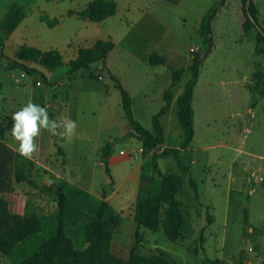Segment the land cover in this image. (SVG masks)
Returning <instances> with one entry per match:
<instances>
[{
	"label": "rangeland",
	"instance_id": "1",
	"mask_svg": "<svg viewBox=\"0 0 264 264\" xmlns=\"http://www.w3.org/2000/svg\"><path fill=\"white\" fill-rule=\"evenodd\" d=\"M89 1L0 0V50L7 56L0 67V125L13 123L12 114L29 100L47 107L51 120L68 118L76 125L71 139L41 129L35 139L38 151L29 161L19 160V142L11 130L0 135V226L14 227L17 218L32 214L50 216L57 208L56 186L63 185L68 197V234L75 249L87 247L86 226L108 184L101 147L112 138L117 152L111 168L117 183L105 193L120 224L113 234L111 253L126 262L136 245L138 198L161 188V179L150 173V158L166 149L138 148L134 140L125 144L131 126L121 107V94L106 69L131 94L134 119L153 130L165 80L162 70L149 64L150 53L168 54L170 63L177 53L184 61L190 60V65L195 56L204 55L195 102L196 149L179 158L190 173L180 169L175 156L159 160L163 174L181 181L176 199L186 232L171 241L162 227L157 232L141 227L136 248L143 256L164 252L177 264H264V97L256 90L263 88L264 80L255 77L264 74V42L258 41L254 28L245 33L242 0H228L220 8L212 25L211 49L197 31L204 15L221 0H115L121 9L107 22L68 16ZM253 3L264 29V0ZM42 16L58 19L59 24L49 28ZM108 39L116 47L106 59L78 71L75 80L67 78L66 66L49 73L51 85L39 75L26 77L10 67L17 49L26 44L41 50L59 49L68 64L79 47ZM190 76L188 71L183 84ZM107 87L109 95H105ZM253 104L252 116L248 109ZM244 119L248 121L243 123ZM163 124L169 129L167 119ZM180 130L179 123H174L171 147L179 143ZM121 149H126L122 155L130 162H139L118 166L117 160L124 159L119 157ZM18 161L29 182H16ZM140 173L144 180L138 184ZM128 175L130 180L120 187ZM190 177L197 183V198ZM0 264H11L1 252Z\"/></svg>",
	"mask_w": 264,
	"mask_h": 264
},
{
	"label": "trees",
	"instance_id": "2",
	"mask_svg": "<svg viewBox=\"0 0 264 264\" xmlns=\"http://www.w3.org/2000/svg\"><path fill=\"white\" fill-rule=\"evenodd\" d=\"M224 3L225 0L216 2L200 23L199 34L204 38L208 49H211L212 44V23ZM242 3L246 18L243 26L245 33L254 28L258 33V41L264 42V29L258 21V10L253 0H242ZM117 8V3L113 0H95L76 15L91 22H103L114 16ZM69 14L74 15L75 13L70 12ZM42 21H47L48 26L51 28L58 24V20H47L46 17H42ZM113 48L114 43L111 41H98L90 48L80 49L77 57L67 64L69 67L68 74L73 77L78 71L89 69L93 64L106 59ZM4 59H7V56L0 50V67ZM203 59L204 55H197L193 58V62L189 67L175 69L168 65L165 58L157 53L150 55L149 64L151 66L165 65L172 76L171 85L165 92V106L153 118V131L144 128L134 119L133 100L130 94L117 77L110 74L111 80L114 81L116 88L120 91L122 108L132 129L127 138L130 136L136 137L146 149L151 150L162 147L165 136L160 117L171 107L173 88L179 85L183 74L189 71L191 76L185 84L183 94L178 98V118L184 130L182 149L187 148L192 143L195 134L192 101ZM28 64L39 65L48 72H53L66 65L61 53L57 50L43 52L38 48L27 45L20 46L17 49L14 58L11 60V69H19L28 76L39 75L47 85H50L47 77ZM255 77L258 80H264V74L258 73ZM256 90L261 96H264V86L263 88L257 87ZM12 126L13 123H10L7 127L0 125V135L11 130ZM114 144V142H107L102 150L101 164L108 178V184L103 190L102 200L95 215L89 218L86 226L87 247L81 250L75 249L73 245L67 230L68 197L65 187L58 185L56 186L57 208L53 214L48 217L32 214L21 219L17 218L14 227L0 226V252L11 260V264H103L105 262L108 264H177L174 259L161 251L144 256L140 255L136 246L140 242L139 229L141 227L153 232L159 231L162 227L165 237L171 241H177L184 237L186 222L182 215L181 206L176 199L181 189V181L178 176L162 174L158 169L159 159L171 155L177 157L179 151L174 149L165 150L153 156V165L162 180L161 188L147 195L139 196L134 210V218L138 226L135 237L136 245L131 249L129 259L123 262L111 253L113 234L119 226L120 220L114 215L112 206L106 200L107 195L105 193L107 187L109 188L114 184L109 165V159L114 152ZM19 160L29 161L23 156H20ZM179 167L183 172H190L188 166L182 161L179 162ZM14 172L16 182H29L19 161L14 166ZM189 184L197 198L198 186L192 177L189 178ZM162 215H164L163 219ZM216 263H219V261H216Z\"/></svg>",
	"mask_w": 264,
	"mask_h": 264
},
{
	"label": "crops",
	"instance_id": "3",
	"mask_svg": "<svg viewBox=\"0 0 264 264\" xmlns=\"http://www.w3.org/2000/svg\"><path fill=\"white\" fill-rule=\"evenodd\" d=\"M95 0H92V1H89L88 3H86L85 5H84V7H82L79 11H70V12H74L75 14L74 15H70L69 13H68V16L69 17H74V18H76V19H80V20H82V21H87V22H90V23H104V22H107L109 19H111L112 17H114V16H116L117 14H118V12L120 11V9H121V6H120V4H119V2L117 3L115 0H113V1H115L116 3H117V12H116V14L114 15V16H112V17H109L108 19H106L105 21H103V22H91V21H88V20H84V19H81V18H79L77 15H76V13H78V12H81V11H83L84 9H86L92 2H94ZM138 1H140V0H138ZM227 3H228V0L226 1V3L221 7V10H222V8L223 7H225L226 5H227ZM128 7H130V6H128ZM123 8H127V7H123ZM131 9H132V7H131ZM130 9H128V11L125 13V15L127 14V13H129L130 11H129ZM221 10L219 11V13L221 12ZM135 10H133L132 12H134ZM129 16H130V14H129ZM205 16V15H204ZM42 17H46V16H42ZM42 17H41V19H42ZM132 17H134L133 16V14H132ZM47 18V17H46ZM216 18H217V16H216ZM215 18V19H216ZM203 19V18H202ZM202 19H201V21H202ZM214 19V20H215ZM47 20H50V19H48L47 18ZM54 20H58V19H54ZM201 21H200V23H201ZM43 22H46V24H47V21H43ZM58 24H59V21H58ZM57 24V25H58ZM48 25V24H47ZM57 25H55V26H57ZM212 25H213V23H212ZM54 26V27H55ZM49 27V26H48ZM54 27H52V28H54ZM49 28H51V27H49ZM199 29H200V27H199ZM198 29V30H199ZM197 33H198V35H199V32L197 31ZM98 41H111V42H113L114 43V48L116 47V42L113 40H111V39H108V40H98ZM98 41H95L93 44H91V45H89V46H84V47H79L77 50H75L74 51V54L71 56V60H73V59H75L76 57H77V55H78V52H79V50L80 49H84V48H90V47H92L96 42H98ZM27 46H31V45H28V44H26ZM31 47H33V46H31ZM113 48V49H114ZM112 49V50H113ZM39 50H41V49H39ZM50 50H57V51H59L60 53H61V55H62V57H63V59H64V55H63V53L59 50V49H48V50H41V51H43V52H47V51H50ZM111 50V51H112ZM110 51V52H111ZM153 53H157V52H152V53H150V55L151 54H153ZM110 54V53H109ZM158 54V53H157ZM176 54V58H175V60L173 59V61H171L172 63H170V58H169V56H168V54H165V53H162V52H160V54H158V55H160L161 57H163V58H165V60L167 61V63H168V65H170L171 67H173V68H175V69H177V68H187V67H189L190 66V60H185L184 61V57H182V55H180V54H177V53H175ZM150 55H149V57H150ZM174 55V54H173ZM172 55V56H173ZM182 59H183V61H182ZM191 59V58H190ZM64 62H65V59H64ZM70 62V61H69ZM65 66H66V68H69L68 66H67V63L65 62ZM30 67H33V68H36V69H38L40 72H42L46 77H47V79H48V82L50 83V85H51V83H52V81H51V78L49 77V73L50 72H48L46 69H44L43 67H41V66H39V65H35V64H28ZM154 67H158V69H161L162 70V74H163V78H164V80H165V83H163L164 85L161 87L162 89H161V91L159 92V97L160 96H162L163 95V101H161L160 102V107L159 108H161L160 110H159V112L162 110V108L165 106V92H166V90L170 87V85H171V81H172V76H171V72H170V70L165 66V65H159V66H154ZM61 68V67H60ZM69 71V70H68ZM68 71L66 72L67 73V78L68 79H73V80H75V78H74V76L72 77L71 75H69L68 74ZM106 72H107V75L110 77V74H112L108 69H106ZM65 73V74H66ZM188 73V71H186L184 74H183V77H184V75L185 74H187ZM64 75V74H63ZM114 75V74H113ZM36 76V75H35ZM26 77H30V76H28V75H26ZM183 77H182V79H181V82L179 83V85H177L176 87H174L173 88V101H172V104H171V107H170V109L164 114V115H162L161 117H160V122H161V124H162V127H163V131H164V136H165V142H164V144L162 145V149L164 148V149H166V150H171V149H174V150H178L179 151V153H178V155H177V158L179 159L180 158V156L182 155V153H188V152H193L194 151V149H196V147H195V145H196V139H197V116H196V109H195V102H196V96H197V89H198V87H199V82H200V75H199V79H198V82H197V85H196V87H195V89H194V96H193V101H192V106H193V109H194V130H195V134H194V139H193V141H192V143L187 147V148H185V149H182V143H183V137H184V130H183V128L181 127V125H180V122H179V118H178V98L183 94V92H184V87H185V84L187 83H185V84H183V82H182V80H183ZM118 79V78H117ZM113 81V80H112ZM120 81V80H119ZM120 83H121V81H120ZM113 84H114V87L116 88V86H115V83H114V81H113ZM122 84V83H121ZM62 85H65L64 84V81L62 82ZM122 86H123V84H122ZM124 87V86H123ZM125 88V87H124ZM55 89V88H54ZM117 89V88H116ZM126 89V88H125ZM126 91L129 93V91L126 89ZM110 92H111V88H109V87H107V90L105 91V95H109L110 94ZM120 92V91H119ZM130 94V93H129ZM45 96V95H44ZM130 96H131V94H130ZM148 95H146V97H147ZM262 97H264V96H262ZM42 98L43 97H40V100H42ZM131 98H132V96H131ZM148 101H152V99H151V97H147L146 98ZM32 100H34V98H32ZM132 100H133V98H132ZM46 102H48L47 100H46ZM132 104H133V102H132ZM162 106V107H161ZM64 107L66 108L67 107V104L65 103V105H64ZM121 107H122V98H121ZM254 107H255V105L253 104L251 107H249V109H248V113H250V114H252V116H253V114H254V111H253V109H254ZM73 109H75L76 110V112L78 111V109H77V107H72ZM122 110H123V108H122ZM124 111V110H123ZM74 112V111H73ZM158 112V113H159ZM157 113V114H158ZM125 114V113H124ZM157 114H155V115H157ZM155 115H153V118H154V116ZM126 116V115H125ZM166 119H167V123H168V127H169V129L166 127V125H164L163 123H166ZM248 120H245L244 119V121H243V123L244 122H247ZM179 123V125H180V132H178V137H180V141H179V143L176 145V147H171V145H170V138H171V131H172V129H173V124L174 123ZM152 128H153V124H152ZM150 131H153L152 129L150 130ZM132 132V129H131V131L130 132H128L127 134H126V136H128L130 133ZM169 132V133H168ZM117 138V137H116ZM115 138V139H116ZM130 138V139H129ZM110 140H114V139H110ZM108 141V142H111V141ZM129 140H131V141H129ZM135 141L136 142V144H137V146H138V148H144V146L140 143V141L136 138V137H134V136H130V137H128V141H127V139H126V142H125V144H127L128 142H132V141ZM107 142H105L104 143V145L106 144ZM103 145V146H104ZM103 146L101 147V149L103 148ZM195 147V148H194ZM117 148V147H116ZM116 148L114 147L113 148V154H116V152H117V150H116ZM131 148H134V147H130L129 149H131ZM129 149H127V150H129ZM144 149H146V148H144ZM146 150H150V149H146ZM151 150H154V149H151ZM116 151V152H115ZM125 151H126V149H121L120 150V152H119V157H122V159L123 160H117V165L118 166H120L123 162H129L128 164L130 165H132L133 163H138L139 161H138V159L137 160H134V162H130L131 161V158H128V157H124L122 154H124L125 153ZM155 155V154H154ZM153 155V156H154ZM153 156H152V158H150V160H152L153 159ZM171 156H175V155H171ZM171 156H169V157H171ZM113 158V155L110 157V159H109V165H110V171H111V175H112V177H113V180H114V184L115 183H117L116 182V178H115V175H114V173H113V169L111 168V159ZM165 158H168V157H165ZM161 159H163V158H161ZM160 160V159H159ZM159 160H158V169H159V171L163 174V172L160 170V165H159ZM180 160V159H179ZM181 161V160H180ZM183 162V161H182ZM146 163V167H147V164H148V161H146L145 162ZM184 163V162H183ZM152 164H153V162H152ZM185 164V163H184ZM187 166V165H186ZM190 166V165H189ZM137 168V167H136ZM189 168V167H188ZM137 169H141V168H137ZM190 170V169H189ZM153 171H154V173L155 174H157V176L159 177V175H158V172H157V170L155 169V167H154V165H153V170H152V172H150L151 174H153V176H154V173H153ZM132 173V172H131ZM142 173H143V171H142ZM142 173H140V175H139V178H138V184H140V182L142 181V180H144L143 179V177H142ZM190 173V172H189ZM134 173H132V174H130V175H133ZM130 175H128V176H126V179L122 182V183H120V187L121 186H125L126 185V182L128 181V179H129V176ZM160 178V177H159ZM161 179V178H160ZM130 180V179H129ZM161 184H162V180H161Z\"/></svg>",
	"mask_w": 264,
	"mask_h": 264
},
{
	"label": "clouds",
	"instance_id": "4",
	"mask_svg": "<svg viewBox=\"0 0 264 264\" xmlns=\"http://www.w3.org/2000/svg\"><path fill=\"white\" fill-rule=\"evenodd\" d=\"M12 120L11 135L15 141L19 142L16 150L27 159H31L38 151L35 139L41 134V129L54 136L71 139L76 127L75 122L68 118H61L59 121L51 120L47 107H41L31 100L12 114ZM58 129H63V131L58 132Z\"/></svg>",
	"mask_w": 264,
	"mask_h": 264
},
{
	"label": "built area",
	"instance_id": "5",
	"mask_svg": "<svg viewBox=\"0 0 264 264\" xmlns=\"http://www.w3.org/2000/svg\"><path fill=\"white\" fill-rule=\"evenodd\" d=\"M161 148V147H160ZM156 149H159V148H155L154 150L156 151Z\"/></svg>",
	"mask_w": 264,
	"mask_h": 264
}]
</instances>
